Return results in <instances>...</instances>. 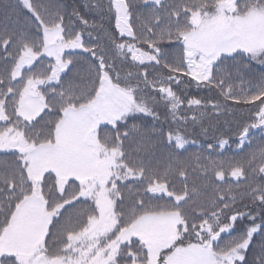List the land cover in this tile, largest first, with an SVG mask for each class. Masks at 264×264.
<instances>
[{
  "label": "snow or ice",
  "instance_id": "snow-or-ice-1",
  "mask_svg": "<svg viewBox=\"0 0 264 264\" xmlns=\"http://www.w3.org/2000/svg\"><path fill=\"white\" fill-rule=\"evenodd\" d=\"M0 14V264H264V0Z\"/></svg>",
  "mask_w": 264,
  "mask_h": 264
},
{
  "label": "trees",
  "instance_id": "trees-1",
  "mask_svg": "<svg viewBox=\"0 0 264 264\" xmlns=\"http://www.w3.org/2000/svg\"><path fill=\"white\" fill-rule=\"evenodd\" d=\"M3 2V0H0V3H2ZM9 2L10 3H15L16 2V0H9ZM64 2H66V3H68V4H74V3H77L78 2V0H64ZM0 22H2V14H0ZM205 93H203V92H201L200 93V95H204ZM162 119H163V116H162ZM194 151H197V149H189V152L191 153V152H194ZM188 153H186V155H187ZM232 155V153L231 152H226L225 153V158H227V157H229V156H231Z\"/></svg>",
  "mask_w": 264,
  "mask_h": 264
}]
</instances>
